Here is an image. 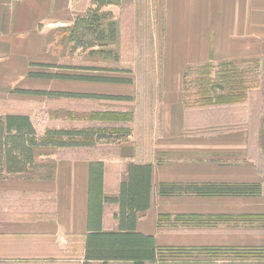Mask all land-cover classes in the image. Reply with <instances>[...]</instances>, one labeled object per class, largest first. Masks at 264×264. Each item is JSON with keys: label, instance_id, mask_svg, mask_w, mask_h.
<instances>
[{"label": "crops", "instance_id": "0c3cea01", "mask_svg": "<svg viewBox=\"0 0 264 264\" xmlns=\"http://www.w3.org/2000/svg\"><path fill=\"white\" fill-rule=\"evenodd\" d=\"M74 1L0 0V101L42 104L41 127L50 116L44 105L55 100L57 114L67 115L70 99L16 89L76 93L73 84L94 91L120 86L31 77L72 72L60 66L70 52L68 34L60 30L80 13ZM157 1L165 54L158 132L146 146L129 135L87 147H34L26 172L0 178V264H83L92 163L102 165L104 232L118 231V205L112 201L128 167L151 166L149 207L136 214L135 225L136 232L154 238L157 257L148 264H264L237 257L238 250L264 248V0ZM204 64L255 69L256 86L242 104L186 109L184 74ZM23 111L30 114L29 108ZM238 115L241 123L232 118ZM207 116L217 123L208 124ZM176 184L188 190L160 194V185ZM240 184L259 185L260 193H193L197 186Z\"/></svg>", "mask_w": 264, "mask_h": 264}, {"label": "trees", "instance_id": "16d2710c", "mask_svg": "<svg viewBox=\"0 0 264 264\" xmlns=\"http://www.w3.org/2000/svg\"><path fill=\"white\" fill-rule=\"evenodd\" d=\"M107 5L111 1L106 2ZM102 5L101 7H103ZM100 7V8H101ZM100 8L91 11L84 16H77L71 27L62 28L60 32L68 34L70 43V53L82 49L88 51V55L96 54L113 57L111 50L101 49L108 42L115 41L116 27L113 18L109 12L98 15ZM106 20L107 34L103 32L101 21ZM99 45V46H98ZM222 70L236 69L233 64H221L217 66ZM214 68L211 64H204L197 67L188 68L183 77V104L186 109L191 107L211 108L223 107L236 104H242L247 99V92L252 88L248 87L246 82L236 76H221V81L227 90V93L214 95L212 92L213 79L211 70ZM91 70L97 68L91 67ZM124 71V70H119ZM33 78L57 79L63 81L76 82H94L117 85H131L130 79L111 77V76H84L72 74H41L32 72ZM192 86L195 93L194 102L190 104L188 100V87ZM15 93L35 96H50L54 98L66 99H87V100H108V101H128L125 96L114 95H95L82 93H68L57 91H24L15 90ZM197 105V106H194ZM100 112H94L89 121L96 122H115L127 121L118 112H104L100 117ZM106 114V115H104ZM111 115L115 118L111 119ZM128 131L110 130V132H99L95 130H56L45 132L39 140L36 136L35 128L29 116L21 113H8L0 117V178L12 176L26 172L33 163L32 149L37 146H56L61 148L87 147L97 142L99 139L114 137H127ZM109 140V139H107ZM101 173L102 165L100 163L90 164V202L88 226L89 232L84 242L83 264L91 262H100L102 264L129 262L132 264H148L156 260L157 250L154 244V238L150 235H144L136 232V214L145 211L150 203V175L151 166L130 165L127 169L126 179L120 184L119 196L112 202L118 205L117 212L113 219L117 222L118 231H102L101 221ZM188 190L182 185H160L159 192L163 196L174 195ZM224 190V191H223ZM259 185H233V186H215L208 185L205 188L197 186L193 193L200 194L209 191L222 194H233L239 196H255L260 193ZM222 191V192H221ZM159 251V250H158ZM173 251V250H169ZM237 257L240 259H264V248H251L247 250H238Z\"/></svg>", "mask_w": 264, "mask_h": 264}, {"label": "rangeland", "instance_id": "374dc122", "mask_svg": "<svg viewBox=\"0 0 264 264\" xmlns=\"http://www.w3.org/2000/svg\"><path fill=\"white\" fill-rule=\"evenodd\" d=\"M75 0L74 9L80 13L77 16H84L91 11L98 10V15L109 12L116 24L115 41L108 42L106 47H96V50H111L114 52L113 57L103 54H96L94 57L88 55V51L78 49L73 53L63 56L61 65L64 69H72L67 74L84 75V76H111L130 79L131 85L102 87L103 91L98 88L88 90L85 85H71L76 93L95 94V95H114L125 96L128 101H108V100H87V99H70L67 108V115L57 114L60 105L54 100L44 107L50 110V116L43 121L42 127L41 113L42 104L38 102H22V101H0V117H4L8 113L25 114L27 111L23 109L29 108L28 115L34 128L39 130L40 140L43 133L56 130H95L99 132H110V130L128 131L129 135H134L140 144L146 146L149 144L154 133L158 132L159 127V110L158 95L161 87L162 65L164 53L162 52L163 44V13L162 6L157 0ZM158 2V4H157ZM76 16V17H77ZM103 32L107 34L106 20L101 21ZM59 40V39H58ZM59 44V41H58ZM99 46V45H98ZM56 53L59 51L56 49ZM97 68L91 70L90 68ZM119 70H124L119 71ZM255 69L236 68L222 70L217 66L211 70V78L213 79L212 92L215 95L227 93L221 76H236L243 79L248 87L256 86ZM88 83V82H85ZM194 90L192 86L188 87V96L190 104L194 102ZM100 92V93H98ZM105 93V94H103ZM35 96V95H34ZM70 104V105H69ZM193 105V104H192ZM197 106V105H194ZM42 109V110H41ZM191 109L199 110L206 108L191 107ZM94 112H100V117L104 112H118L127 121L115 122H91L89 117ZM106 115V114H104ZM111 119L115 116L111 115ZM207 123L215 125L217 121L207 116ZM239 123L243 120L242 115L238 117L232 116ZM200 121H206V118L199 117ZM230 120L229 118H225ZM43 131V132H42ZM128 135V136H129ZM127 136V137H128ZM125 137H114L107 139H99L95 143H118Z\"/></svg>", "mask_w": 264, "mask_h": 264}]
</instances>
